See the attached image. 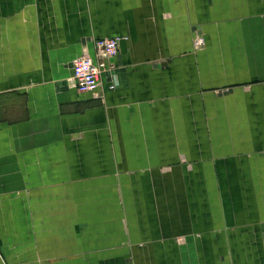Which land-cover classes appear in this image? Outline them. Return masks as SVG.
I'll use <instances>...</instances> for the list:
<instances>
[{"label":"crops","instance_id":"0c3cea01","mask_svg":"<svg viewBox=\"0 0 264 264\" xmlns=\"http://www.w3.org/2000/svg\"><path fill=\"white\" fill-rule=\"evenodd\" d=\"M0 264H264V0H0Z\"/></svg>","mask_w":264,"mask_h":264},{"label":"built area","instance_id":"2783aa9c","mask_svg":"<svg viewBox=\"0 0 264 264\" xmlns=\"http://www.w3.org/2000/svg\"><path fill=\"white\" fill-rule=\"evenodd\" d=\"M126 38L114 34L93 39V53L84 49L72 60L69 83L78 91H90L94 95H101L102 76L115 67L113 59L119 52L120 41Z\"/></svg>","mask_w":264,"mask_h":264},{"label":"rangeland","instance_id":"374dc122","mask_svg":"<svg viewBox=\"0 0 264 264\" xmlns=\"http://www.w3.org/2000/svg\"><path fill=\"white\" fill-rule=\"evenodd\" d=\"M203 37L200 35V34H196L195 36V41H194V48L195 50H198L200 48L203 47L204 45V42H203ZM248 109L245 111V114H248ZM29 190V189H28ZM20 192H22L21 194H28L27 192V188H23L20 190ZM53 206V205H52ZM78 207L76 204H68V211H73L72 212V216L71 217H68V219L66 220L67 222V226L68 228H73L74 227V212H75V208ZM31 226L34 227V228H42L41 225L37 224V221L36 220H31ZM41 222V221H39ZM58 224V220H51V227H55L57 226ZM50 239V244L52 246V248H59L60 246H64V245H60V244H63L65 243L67 245V254L68 256L71 255V256H74L73 254V249H74V241H73V237H67V239L65 240V237H61V236H50L49 237ZM72 253V254H71Z\"/></svg>","mask_w":264,"mask_h":264}]
</instances>
